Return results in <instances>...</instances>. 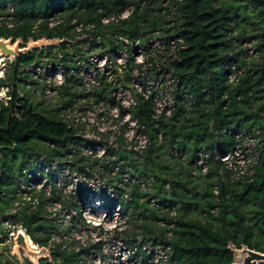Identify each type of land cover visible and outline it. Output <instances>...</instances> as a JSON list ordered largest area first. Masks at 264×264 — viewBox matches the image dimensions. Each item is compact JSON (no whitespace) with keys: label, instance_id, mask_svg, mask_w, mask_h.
Returning a JSON list of instances; mask_svg holds the SVG:
<instances>
[{"label":"trees","instance_id":"1","mask_svg":"<svg viewBox=\"0 0 264 264\" xmlns=\"http://www.w3.org/2000/svg\"><path fill=\"white\" fill-rule=\"evenodd\" d=\"M155 1L0 0V16L10 13L15 23L10 28L0 26V37L19 38L21 46L29 38L35 40L44 36L61 40L57 45L19 54L12 63V70L0 77V87L7 88V98L0 100V192L3 190L5 193L4 196L0 195V217L12 200L17 176L23 168L39 154L60 158L68 153L70 146L76 150L79 146L73 129L67 127L59 117L62 108H66L74 98L84 95L82 90L71 91L73 85L79 82L65 75V82L59 89V93L65 97L63 105L51 110L38 109L40 103L32 102L23 86L25 82L35 84L36 80H27L29 75L21 69L22 65L44 62L50 63L52 70L59 65L69 66L75 61L76 54L80 58L85 55L79 47L85 41L72 40L71 19L98 23L100 16L133 5L134 10L127 19L120 20L116 25H108L107 33L99 30L100 42L90 43L87 50L91 47L113 50L123 46V38L134 40L155 31L183 36L186 48L180 52V60L173 64L179 79L175 91L176 109L171 117L159 122L158 128L147 129L150 145L138 156L153 161L157 156L155 153L165 146L177 150L176 159L179 162L183 156L187 157V162L183 164L181 161L178 172L168 164L158 167V170H164L162 177L149 175L155 179L152 197L158 199L153 207L147 208L149 200L138 203L135 197L137 187L130 192L131 199L122 205L127 211L129 203L134 207L133 212L139 207H146L142 214L149 211L155 220L165 223L163 227L143 225L151 235L148 237L151 245L158 243L169 247V256L159 264H232L234 258L230 244L235 248L246 246L264 252V0H220L219 4L214 0H169L166 6L161 3L152 6L151 2ZM142 2L146 4L142 6ZM7 5L12 8L11 12H7ZM56 16H60L61 21L48 27V20ZM235 38L246 42L254 40L259 62H253L237 85L231 86L227 83L224 64L232 58L227 52L233 50ZM68 45L74 52L67 50ZM54 49L57 51L53 53ZM241 53L243 49L235 51L234 58ZM124 78L128 81L126 72ZM184 92L193 95V103L189 107L185 104ZM135 95L137 104L133 114L139 121H147L152 102ZM242 126L257 127L262 135L252 181L220 182L217 177L220 163L213 162L203 175V184L196 183L192 179V170L195 169L193 162L200 147L212 148L214 131L223 127L237 131ZM158 131L162 133L161 142L157 140ZM220 138L217 143L221 152L230 150L235 144L231 135ZM132 155L119 152L113 159L103 158L102 168L113 170L118 163L123 167ZM77 161L82 163V158H77ZM133 166L138 173L147 172L145 164L143 168L137 167V164ZM79 170L83 171L82 165ZM123 172L122 169L117 171L115 178ZM131 174L145 178L141 174ZM114 180L107 179V182ZM166 184H169L168 193L162 191ZM215 184L219 189L216 203L212 199ZM46 198H42L36 210L21 211L12 217V220L17 219L22 223L27 234L39 246L45 245L51 232L57 229L41 215ZM53 198L60 199V195ZM110 202L108 199L105 201L107 205ZM66 205L75 207L72 202ZM214 207L216 211L212 212ZM155 209L163 212L158 215ZM172 211L175 213L171 214ZM130 242L134 245L136 239ZM60 245L57 244L50 251L51 260L40 258L38 264H85L83 256L98 244L79 251L60 250ZM152 256L153 252L146 253L140 243L132 253V257L143 264H148L147 259ZM26 264L32 263L26 259Z\"/></svg>","mask_w":264,"mask_h":264},{"label":"built area","instance_id":"2","mask_svg":"<svg viewBox=\"0 0 264 264\" xmlns=\"http://www.w3.org/2000/svg\"><path fill=\"white\" fill-rule=\"evenodd\" d=\"M133 10L134 6L128 5L118 12H108L100 16L98 23L71 19L69 22L72 24L74 40L85 41L89 45L98 44L101 40L99 30L107 33L108 25H116L120 20L127 19ZM8 11H12L9 5ZM3 17L8 18L4 21L6 27L10 28L15 24L10 13L0 16L1 19ZM52 19L48 20V25L53 24ZM35 28L37 23L33 26L34 30ZM123 39V46L113 50H95L91 47L84 57L78 58L69 66L59 65L52 70L50 63L22 65L21 69L29 78L42 81L46 94L59 96L65 75L79 82L84 95L74 98L59 113L67 127L73 129L75 137L79 139V146L78 150L70 146L68 153L60 158L39 154L21 170L17 176L12 200L0 217L1 244L6 241L13 247V237L17 231H21L27 241H31L26 228L19 220H12V217L21 211L36 210L42 198L48 197L47 199L52 200V208L48 209L46 218L57 221L58 225L53 224L57 229L51 232L45 245L39 246L32 242L31 247H45L50 253L57 244H61L60 250L73 251L98 244L102 253L108 255L102 247L101 238H118L122 234V220L127 215L122 203L131 199L130 187L143 188L154 183L153 176L137 178L127 171L121 173L114 181L107 182L100 173L94 172L90 165L103 158L113 159L119 152L137 156L144 153L150 145L147 129L158 128L159 122L171 117L176 109L175 91L179 79L175 75L173 64L180 60L179 54L186 48V43L181 34H162L159 31L134 40ZM237 39L239 38H235L233 42ZM244 42L251 44L252 41ZM235 51L237 50L234 45L233 50L227 52L232 58L224 64L227 83L231 86L237 85L242 74L252 67L253 62H259V54L254 45L243 49L245 55L250 54L245 59L240 58L243 53L234 58ZM239 60L243 62L239 63ZM125 72L128 81H125ZM135 94L152 102L147 121H139L133 114L137 104ZM183 97L185 104L191 106L192 93L184 92ZM220 135L233 136L235 144L230 150H219L217 142L221 139ZM156 136L161 142V131H158ZM213 140L212 148L201 146L198 150L193 162L195 169L205 175L210 164L218 162L220 166L217 177L220 182L252 181L262 141L260 129L242 126L236 131L223 127L214 131ZM168 152L171 158L178 156L176 149L169 148ZM77 158H82V163H79ZM181 161L183 164L187 162L184 156ZM80 165L83 171L79 170ZM115 169H118L117 166ZM165 186L169 187V184ZM62 193L65 194V199H62ZM218 193V185L215 184L212 190L214 203L218 201ZM0 195H5L3 190ZM55 195H60V199L53 198ZM107 199L111 201L108 205L105 203ZM150 200L154 206L158 199L151 197ZM68 202L74 203L75 207L66 205ZM211 211L215 212L216 207ZM86 234L91 235V241L84 240ZM55 235L58 237H54ZM139 243L136 239V243L128 248V251H131L130 257ZM163 248L166 251L162 254L145 249L146 253L153 252V256L147 259L148 264H159L167 259L170 254L169 247L165 245ZM92 251L94 248L88 249V252ZM21 253L26 257L24 251ZM47 259L51 260L50 255ZM0 264H10V261L0 256Z\"/></svg>","mask_w":264,"mask_h":264},{"label":"rangeland","instance_id":"3","mask_svg":"<svg viewBox=\"0 0 264 264\" xmlns=\"http://www.w3.org/2000/svg\"><path fill=\"white\" fill-rule=\"evenodd\" d=\"M230 1V0H227ZM157 3H161V5L166 6L169 4V0H156L154 3L151 2L152 6H155V4ZM214 3L219 4L220 0H214ZM146 2H142L141 5H145ZM5 19H8L6 17H3L2 19L0 18V26L2 25H6V22L4 23ZM61 17L60 16H56L52 19L53 24L52 25H48V27H52L53 25L56 24V21L60 20ZM4 25V26H5ZM249 27V25H248ZM36 29V28H35ZM73 32V31H72ZM40 38H46V37H40ZM39 38V39H40ZM14 40V39H13ZM30 40V38H29ZM28 40V41H29ZM66 41H69L71 39H65ZM72 40H74V33H73V37ZM28 41L24 44L27 45ZM53 44V45H57ZM235 49L238 51L240 49H249L251 48L255 42L254 40L251 42V44L245 43L243 40L241 39H237L235 41ZM22 45V44H21ZM53 45H48V46H53ZM89 43L83 42L79 44V47H81V51L83 50V52H86L88 49ZM42 47H47V46H42ZM41 48V47H40ZM93 49L95 50H99L98 47H94ZM67 50L69 52H74V49L72 47H70L68 45ZM57 49L52 50V52H56ZM247 52V51H246ZM59 53V52H58ZM250 54H246L243 53L242 55H240V58H246L248 57ZM80 58V56H78V54H76L74 56L75 61ZM15 58L12 57H6L3 55H0V77H3L7 72H10L12 70V63L14 61ZM43 60H47L46 58ZM32 80V78H29ZM28 79V80H29ZM36 80V79H35ZM26 83V84H25ZM24 83V88L28 91V98L34 102V103H40L38 109H42V108H46V109H56V108H60L61 105H63L65 97L60 94L59 96H54L51 94H46L43 91V83L40 80H36L35 84H30L25 82ZM82 87L79 84H74L73 88H71V91H81ZM7 88L6 87H0V100H5L7 98ZM67 107V106H66ZM64 109V108H62ZM62 112V110L59 111V113ZM41 145L43 143H40ZM168 147H161L156 153L155 156L156 158H153V161H151L150 159L145 160L143 156H137V155H132V157H130L129 159H127V165L125 166H121V163H118L117 168L118 169H113V170H108L105 168H102V161L100 160L97 163L95 162L94 164H92V169L94 172H98L101 174V177L104 178V180L107 179H115L116 177V173L118 170H123V171H128L131 172L135 175L141 174L143 175L145 178H147L150 174H154V175H158V176H163V171L158 170V167H163L164 165H168L172 162V167L174 166L175 171H179V164H182L181 161L179 162L176 158H171V156L169 155L168 152ZM187 157H185L186 159ZM106 160H109L110 158H105ZM133 164H137V167H141L143 168V164H145V168L147 170V172H137L135 171V168L133 166ZM150 170H154L153 173L150 172ZM192 179L199 184H203V175H200L199 172L194 169L192 170ZM137 187V188H135ZM135 188L136 194L135 197L138 201L139 204H143L145 203L147 200H149V202L146 204L147 208H151L153 207V205L151 204V197L154 195L155 192V184L151 183V184H147L145 187L141 188L138 186H131L130 187V192ZM163 192L168 193L169 192V187L164 186ZM62 195V199H65V194H61ZM44 203L42 205V217H44L48 223L57 224V221H53V220H49L48 218H46V215L48 213V209L52 208V200L50 199H44ZM127 215L123 218L122 220V234L120 236H118V238H113V236L110 237H102V241H103V249H106V254L108 255H104L102 253V249L101 247L97 246L94 248V251L92 252H88L85 253V255L83 256V262L85 264H142V262H140L138 259L134 258V257H130V253L128 251V248H131L133 245V243H131L130 241H132L133 239H137L140 244L142 245V249H147V250H153L154 253H159L162 254L163 252H165V245L163 244H156V245H151V241L148 239L149 236H151L150 234H148L143 225H152V226H165V223L162 222L161 220H155V218L153 217V215L149 212V211H145V215L142 214L141 211H143L145 208L144 207H139L137 208L138 210L134 211V207L132 205H130L128 203L127 205ZM156 213L159 215L160 213H162L163 211L159 210V209H155ZM173 214V212H172ZM192 214L194 215H198L197 212H192ZM60 218V216H59ZM147 233V234H146ZM30 237V236H29ZM54 237H58L57 235H55ZM31 239V237H30ZM60 239V238H59ZM106 239V240H105ZM84 240L85 241H91L92 237L89 234H86V236H84ZM31 242H33V240L31 239ZM229 247L233 250V258L234 264H241L243 261V258L245 256L244 253H239V251L241 252V250L245 247V246H241L240 248H235L233 245H229ZM12 248V244L9 242L4 241L3 244L0 243V256L2 257H6L8 258V260L10 261V264H19V260L17 258L16 255H12L10 253ZM101 249V250H100ZM22 255V253H21ZM22 257H24L22 255ZM98 258H100V260H98ZM31 261V260H30ZM32 264H35L34 262L31 261Z\"/></svg>","mask_w":264,"mask_h":264},{"label":"water","instance_id":"4","mask_svg":"<svg viewBox=\"0 0 264 264\" xmlns=\"http://www.w3.org/2000/svg\"><path fill=\"white\" fill-rule=\"evenodd\" d=\"M59 41L61 40L58 38H38L35 40L30 38L27 45L21 46L22 41L19 38L13 40L12 37H0V55L16 58L19 54L29 52L42 46L53 45L58 43ZM1 151L2 146H0V152ZM13 241L14 245L12 247L11 254L17 256L19 264H26V259L28 261L31 260L35 264H38V260L40 258H48L50 255L49 250L45 247H40L38 249H34L33 247H31L27 242V238L21 231L16 232V235L13 237ZM21 251L25 252L26 257H22ZM240 253L245 254L241 264H258L259 262H264V252H259L245 246Z\"/></svg>","mask_w":264,"mask_h":264},{"label":"bare ground","instance_id":"5","mask_svg":"<svg viewBox=\"0 0 264 264\" xmlns=\"http://www.w3.org/2000/svg\"><path fill=\"white\" fill-rule=\"evenodd\" d=\"M27 242H28L30 245H32V242H31V241L28 240ZM239 253H240V251H239Z\"/></svg>","mask_w":264,"mask_h":264}]
</instances>
